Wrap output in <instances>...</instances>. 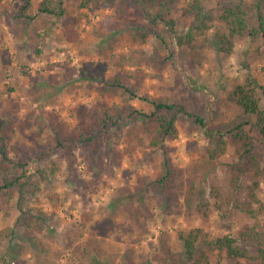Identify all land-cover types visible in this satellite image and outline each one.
<instances>
[{"label": "rangeland", "instance_id": "rangeland-1", "mask_svg": "<svg viewBox=\"0 0 264 264\" xmlns=\"http://www.w3.org/2000/svg\"><path fill=\"white\" fill-rule=\"evenodd\" d=\"M41 1L32 0L24 10V0H0V146L20 164L17 176L56 168L42 182L37 199L25 203L26 214L46 213L44 223L37 221L41 230L22 228L25 216L16 206L17 195L0 196V231L15 232L5 264H145L153 261L164 236L175 252L181 250L178 234L191 229L239 238L253 219L232 204L215 209L210 197L213 186L225 193L231 190L229 170L238 162L236 147L230 145L224 157L208 163L209 138L194 117L182 116L178 138L167 143L176 175L165 198L148 186L160 172L162 152L148 147L135 118L127 119L121 132L110 127L101 133L96 148L77 144L72 167L57 140L63 133L87 134L91 121L85 117L95 109L103 116L112 111L115 117L124 109L132 111L127 106L150 113L152 106L139 99L149 96L183 105L215 130L251 123L245 130L264 145L252 117L233 100L243 87L255 94L264 110L262 41L239 38L229 54L213 45L216 30H224L218 0H201L210 29L194 50L179 47L163 21L156 26L144 18L135 0H114L111 6L95 2L87 8L81 7L82 0H62L63 17L40 14ZM192 1L157 0L165 6L164 21H173L177 33L185 34L193 23L186 13ZM233 2L264 6V0ZM113 21L121 23L119 30ZM138 54L144 60L122 72L134 77L127 86L139 97L101 95L103 82L118 74V56ZM226 138L231 140V134ZM241 182L244 187L250 184ZM258 197L264 203L262 180ZM238 199L246 200L245 192ZM33 238L38 239L36 247ZM11 245L3 239L0 264ZM212 261L235 264L217 253Z\"/></svg>", "mask_w": 264, "mask_h": 264}, {"label": "trees", "instance_id": "trees-1", "mask_svg": "<svg viewBox=\"0 0 264 264\" xmlns=\"http://www.w3.org/2000/svg\"><path fill=\"white\" fill-rule=\"evenodd\" d=\"M24 1L26 5L23 9L29 10L32 0ZM167 1L173 2L175 0ZM218 1L219 20L224 30H216L213 45L229 54L235 41L245 36L252 42L262 41L264 44V6L261 3L257 2L246 6L243 2L235 3L233 0ZM95 2L102 3L103 6L114 4V0H82L81 7L87 8ZM135 3L144 12V18L150 20L152 24L158 26L159 21H163V24L169 28V32L176 36L177 45L181 48L194 50L198 38L206 35L210 29V25L207 24L208 15L205 13L201 0H193L186 9V13L193 16V23L185 34L175 31L173 21H164V4L157 3V0H135ZM38 12L50 17H63L65 15L62 0H42ZM113 23H116L115 29L119 30L121 23L115 21ZM143 60L141 54H138L137 57L118 56L114 65L118 74L103 82L100 94L104 96L124 93L130 96V100L138 98L136 91L127 86V81L134 79V77L129 72H122V70L126 66L135 65L136 62L139 63ZM92 80L97 81L95 78ZM139 99L152 106L150 113L134 110L132 106H127L132 111L124 109V112L115 117L112 111L106 112L103 116L100 109H95L85 117L91 121L90 126L86 128L87 134L71 133L72 136L67 137L63 133L61 138L57 140V148L66 153L68 165L72 167L74 163L73 152L77 144H91L96 148L101 133H108L110 127L121 132L127 119L135 118V121L140 123L141 133L148 142V147L153 151L162 152L163 161L160 172L148 186H154L165 198L171 191L176 175V167L169 156L170 147L167 143L178 138V121L182 116L194 117L196 123L205 129V134L209 138V145L205 150L208 163H213L224 157L228 153L230 145L236 147L238 162L231 165L229 170V189L231 190L225 193L222 187L213 186L211 188L210 197L215 201L214 208L221 211L225 204L227 206L232 204L234 209L253 219V224L247 225L240 232L239 238L230 234L212 237L203 229L180 232L178 234L180 252H175L169 237L164 236L159 240L153 261L145 262V264H213L214 253H217V256L224 255L226 260L235 262V264H264V203L258 197L261 180L264 181V145H258L255 138L245 130V125H251V123L240 122L224 132L209 127L208 122L202 116L189 114L181 104L171 103L163 99L153 100L149 96L139 97ZM233 100L246 116L252 117L254 127L259 130L264 138V110L260 107L255 94L239 87L233 96ZM226 133L231 134V140L226 138ZM0 156V179L2 181L0 196L13 198L17 195L16 206L25 216L22 228L41 230V222L44 223L46 213L39 211L40 217L26 214L24 208L28 206L25 203L29 199H37L38 194L42 192V182L48 181L49 177L55 174L56 168L49 166V168L40 169L35 174L29 175L24 172L17 176L20 164L9 158V152L5 145L0 146ZM241 181L250 184L244 187ZM244 192L247 199L240 201L238 198ZM188 197L186 201L189 205L192 202V194ZM38 220L41 222H37ZM14 237V230H9L8 234L6 230L0 231V245H3V239H7L8 245H11ZM32 241V245L36 247L38 239L33 238ZM12 248V245L8 246L2 259L3 264L7 262V257H9Z\"/></svg>", "mask_w": 264, "mask_h": 264}]
</instances>
